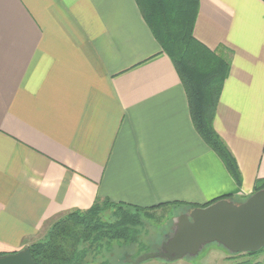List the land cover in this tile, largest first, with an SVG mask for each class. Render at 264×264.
Listing matches in <instances>:
<instances>
[{
	"label": "crops",
	"instance_id": "1",
	"mask_svg": "<svg viewBox=\"0 0 264 264\" xmlns=\"http://www.w3.org/2000/svg\"><path fill=\"white\" fill-rule=\"evenodd\" d=\"M195 37L231 62L196 131L180 76L135 0H0V254L96 199L142 208L250 196L264 178V1L200 0Z\"/></svg>",
	"mask_w": 264,
	"mask_h": 264
},
{
	"label": "trees",
	"instance_id": "2",
	"mask_svg": "<svg viewBox=\"0 0 264 264\" xmlns=\"http://www.w3.org/2000/svg\"><path fill=\"white\" fill-rule=\"evenodd\" d=\"M135 1L154 37L170 57L180 76L196 131L218 154L230 174L241 185L242 175L236 159L214 126L223 86L231 71V62L224 53L211 50L195 37L200 0ZM262 189L264 178H259L253 193ZM248 197L243 198L244 201ZM232 198L231 195H226L202 205L176 202L153 208L98 198L89 209L73 210L59 218L49 228L44 239L31 244L28 248L36 264H88L89 256L97 252L103 242H137L140 227L143 225L142 215L153 218L154 214L151 211L161 207L193 209L207 207L221 199ZM263 249L257 252L237 253L249 258L230 264H264L252 259V256H256ZM15 252L17 251L10 253Z\"/></svg>",
	"mask_w": 264,
	"mask_h": 264
},
{
	"label": "water",
	"instance_id": "3",
	"mask_svg": "<svg viewBox=\"0 0 264 264\" xmlns=\"http://www.w3.org/2000/svg\"><path fill=\"white\" fill-rule=\"evenodd\" d=\"M161 250L148 258L174 261L198 253L216 242L231 253L257 252L264 248V189L244 202L221 199L207 207H196L175 217L173 233ZM0 264H36L29 248L0 255Z\"/></svg>",
	"mask_w": 264,
	"mask_h": 264
},
{
	"label": "rangeland",
	"instance_id": "4",
	"mask_svg": "<svg viewBox=\"0 0 264 264\" xmlns=\"http://www.w3.org/2000/svg\"><path fill=\"white\" fill-rule=\"evenodd\" d=\"M234 201L240 203L244 202V199ZM189 211L183 207L168 206L151 211L154 214L153 218L142 215L143 225L140 227L137 242H103L102 247L89 256L88 264H230L249 258L246 255L233 254L216 242L208 243L194 255L174 261L160 257L148 258L149 255L159 252L162 244L167 241V236L172 235L175 217ZM48 230L42 239L45 238ZM252 259L264 263V249L256 256H252Z\"/></svg>",
	"mask_w": 264,
	"mask_h": 264
},
{
	"label": "flooded vegetation",
	"instance_id": "5",
	"mask_svg": "<svg viewBox=\"0 0 264 264\" xmlns=\"http://www.w3.org/2000/svg\"><path fill=\"white\" fill-rule=\"evenodd\" d=\"M190 210V209H189Z\"/></svg>",
	"mask_w": 264,
	"mask_h": 264
}]
</instances>
